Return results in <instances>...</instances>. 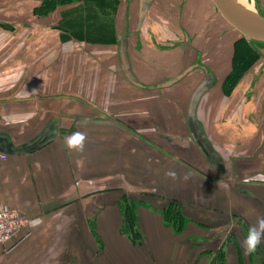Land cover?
I'll return each instance as SVG.
<instances>
[{"label": "crops", "instance_id": "crops-1", "mask_svg": "<svg viewBox=\"0 0 264 264\" xmlns=\"http://www.w3.org/2000/svg\"><path fill=\"white\" fill-rule=\"evenodd\" d=\"M116 1L36 16L42 0H0V141L48 140L0 161V209L28 220L0 264H264V243L243 247L264 216V50L224 95L240 35L210 0ZM75 131L82 152L64 142ZM124 196L153 202L135 211L138 245Z\"/></svg>", "mask_w": 264, "mask_h": 264}, {"label": "trees", "instance_id": "trees-1", "mask_svg": "<svg viewBox=\"0 0 264 264\" xmlns=\"http://www.w3.org/2000/svg\"><path fill=\"white\" fill-rule=\"evenodd\" d=\"M95 1L96 0H42L41 4L33 9V14L36 16L44 15L54 10L57 6L71 3H79L78 5L82 6L85 10H89L90 8L92 10V7H95L93 6V2ZM97 1L96 7L100 8L101 5L99 6V2H102L103 0ZM104 1H108L107 3L113 7L117 3L116 0ZM80 34H82L81 30ZM261 44L263 45V43L246 41L240 36V39L237 43V48L234 50V54L232 56L230 72L222 83L224 95H228L234 88L238 79L250 68H252V66L258 61L260 58V53L256 47L257 45ZM145 195L150 196L149 194ZM119 206L121 209L120 214L122 218L121 234L125 235L132 244H141L142 238L137 229L135 211L139 206L150 209L153 206V202L150 200L146 201L141 197L137 198L124 196L120 201ZM178 207V204L174 201H168L165 202V205L161 206L158 210L163 222L170 228L180 232L184 229L188 221L186 217L183 216V214L179 211Z\"/></svg>", "mask_w": 264, "mask_h": 264}, {"label": "water", "instance_id": "water-1", "mask_svg": "<svg viewBox=\"0 0 264 264\" xmlns=\"http://www.w3.org/2000/svg\"><path fill=\"white\" fill-rule=\"evenodd\" d=\"M216 11L222 17V19L234 29L241 37L246 41L263 43L264 44V18L256 16L255 20L243 19L240 12L233 5L231 0H210ZM190 69L184 71L181 75L176 77L174 80L163 85L169 86L175 81L182 78ZM48 140L39 139L38 141L21 147L20 149H13L10 144L3 143L0 141V153L6 155L22 154L32 152L42 147Z\"/></svg>", "mask_w": 264, "mask_h": 264}, {"label": "clouds", "instance_id": "clouds-1", "mask_svg": "<svg viewBox=\"0 0 264 264\" xmlns=\"http://www.w3.org/2000/svg\"><path fill=\"white\" fill-rule=\"evenodd\" d=\"M87 141V136L84 132L75 131L65 137V144L70 151L82 152L84 150ZM175 177V173H168ZM260 180H264V175L257 177ZM33 226H36L40 221L34 220ZM264 243V216L258 217L256 224L252 225L248 229L246 238L243 241V247L245 254H252L257 251L258 246Z\"/></svg>", "mask_w": 264, "mask_h": 264}, {"label": "built area", "instance_id": "built-area-1", "mask_svg": "<svg viewBox=\"0 0 264 264\" xmlns=\"http://www.w3.org/2000/svg\"><path fill=\"white\" fill-rule=\"evenodd\" d=\"M6 154L0 153V161ZM28 224V220L16 209L4 207L0 209V245L11 241Z\"/></svg>", "mask_w": 264, "mask_h": 264}, {"label": "rangeland", "instance_id": "rangeland-1", "mask_svg": "<svg viewBox=\"0 0 264 264\" xmlns=\"http://www.w3.org/2000/svg\"><path fill=\"white\" fill-rule=\"evenodd\" d=\"M239 2V0H238ZM241 3H243L244 8L248 9L249 11L253 12L256 16L264 18V0H240ZM256 49L261 51L262 49L264 50V44L262 45H257ZM179 211L181 212V209L178 207ZM182 213V212H181ZM184 216V215H183ZM233 222V221H232ZM217 228L220 227L221 225L224 226L223 229H220V231H226L225 236H227L231 231H242L243 227H241V224L238 223V221L234 222V225H231V222L227 221L226 222H219L214 224ZM212 226V225H211ZM215 227H210V229H214ZM208 229V228H207ZM244 233V236L246 232ZM220 255V254H219ZM218 257L220 258L221 256L215 257L211 256L210 261L208 257V264H215L218 261Z\"/></svg>", "mask_w": 264, "mask_h": 264}, {"label": "bare ground", "instance_id": "bare-ground-1", "mask_svg": "<svg viewBox=\"0 0 264 264\" xmlns=\"http://www.w3.org/2000/svg\"><path fill=\"white\" fill-rule=\"evenodd\" d=\"M233 5L236 7V9L240 12L241 16L243 19H248V20H255L256 15L249 11L248 9L244 8L243 3L238 2V0H231Z\"/></svg>", "mask_w": 264, "mask_h": 264}]
</instances>
